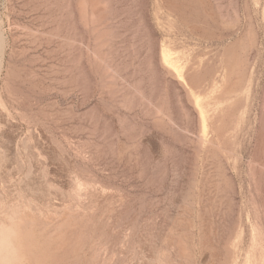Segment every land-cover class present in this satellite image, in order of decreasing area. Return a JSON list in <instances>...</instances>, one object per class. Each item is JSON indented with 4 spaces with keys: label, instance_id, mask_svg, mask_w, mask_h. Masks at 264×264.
Instances as JSON below:
<instances>
[{
    "label": "rangeland",
    "instance_id": "374dc122",
    "mask_svg": "<svg viewBox=\"0 0 264 264\" xmlns=\"http://www.w3.org/2000/svg\"><path fill=\"white\" fill-rule=\"evenodd\" d=\"M0 264H264V0H0Z\"/></svg>",
    "mask_w": 264,
    "mask_h": 264
}]
</instances>
